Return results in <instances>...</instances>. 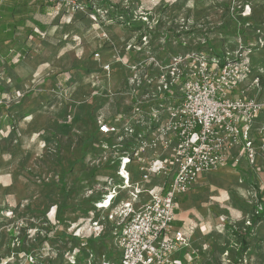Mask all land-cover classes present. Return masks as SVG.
<instances>
[{
  "label": "rangeland",
  "instance_id": "374dc122",
  "mask_svg": "<svg viewBox=\"0 0 264 264\" xmlns=\"http://www.w3.org/2000/svg\"><path fill=\"white\" fill-rule=\"evenodd\" d=\"M83 4L75 12L47 0H0L8 88L0 105V264L112 260L125 202L110 210L99 204L117 184L125 153L113 146L118 134L99 133V124L134 107L132 95L145 100L180 55L212 48L222 56L250 38L259 47L248 56L256 72L264 68V0ZM134 68L140 86L129 82ZM256 97L264 100V83ZM151 105L145 100L142 109L152 112ZM240 165L204 174L180 197L183 225L200 245L186 248L201 249L184 264H230L232 231L245 234L252 212L262 210L264 155ZM249 239L242 264H264V221Z\"/></svg>",
  "mask_w": 264,
  "mask_h": 264
},
{
  "label": "built area",
  "instance_id": "2783aa9c",
  "mask_svg": "<svg viewBox=\"0 0 264 264\" xmlns=\"http://www.w3.org/2000/svg\"><path fill=\"white\" fill-rule=\"evenodd\" d=\"M47 1L75 12L85 7L84 0ZM248 52L229 50L222 61L203 51L180 55L168 71H160L158 85L149 91L145 100L155 103L147 118L143 119L141 108L145 100L136 95L134 114L123 124H99L101 134H118V142L129 138L136 142L124 151L118 170L131 195L122 207L124 226L115 240L121 257L118 264H179L173 255L191 241L183 228L173 226L180 197L191 192L204 174L221 167H240L244 161L253 165L264 155V123L259 126L256 122L264 112V100L245 92L234 94L247 77L255 90H261L264 68L256 72ZM137 69L129 82L140 86ZM182 78L178 95L162 99ZM4 99L0 93V105ZM139 126H146L147 132ZM132 168L140 175L136 182L132 181ZM154 176L164 177L159 191L143 190L142 183ZM116 187L114 184L111 195L99 205H112L120 194ZM143 192L150 197L140 208L134 207ZM94 224L98 229V222Z\"/></svg>",
  "mask_w": 264,
  "mask_h": 264
},
{
  "label": "trees",
  "instance_id": "16d2710c",
  "mask_svg": "<svg viewBox=\"0 0 264 264\" xmlns=\"http://www.w3.org/2000/svg\"><path fill=\"white\" fill-rule=\"evenodd\" d=\"M89 1H92V0H89ZM94 1L104 2V3H107V4H109V2H110V0H94ZM15 5L16 4L10 5V7L9 6L6 7L7 11L13 10ZM105 10L106 11L108 10L107 12L110 13L109 9H105ZM125 14H127V13H125ZM125 14H124V16H125ZM244 40L245 41L242 42V44L240 45L241 46L240 50H242V51H248V50H252V48L255 49V48L259 47V45H258L259 43H256V41H254V40H252L250 38L249 39L245 38ZM247 44L248 45L250 44V46L248 47ZM211 51H212L213 54L210 51H206V50H204L203 52H205L207 54L209 53L210 54L209 55L210 58H213V57L214 58H218L221 61L224 59V55L221 56V54H218L212 48H211ZM1 63H2V61H0V64ZM147 75L150 76L151 74L148 73ZM184 80L185 79L182 78L170 90L165 91V93L162 96V99H163V97L164 98H170L171 96L176 97L178 95L177 89H178L179 85L182 83V81H184ZM5 84L6 83L2 81V76H1V79H0V93H2V94L6 93L8 91V88H7V86ZM175 91H177V92H175ZM131 100H132V104H134V101H136V98L133 97V95H132ZM152 105H153V102H152ZM141 108H143V107H141ZM134 111H135L134 107L131 108V106H130V107H128V109L125 112H123V111L119 112V115L117 117L113 118L110 122L112 123L113 121L116 120V121H118V123L123 124L128 119V117H130V116H132L134 114ZM147 113H149V112L145 111V116L143 117V119L147 118ZM99 133H101L100 130H99ZM113 146L115 148H119L121 151L124 152V151H129V150H131V148L135 147L136 146V142L134 141L133 138H129L127 140L115 143V145H113ZM257 194H258V197H259V199H260V201H261V203L263 205L264 204V191L262 189L260 190V188H259ZM175 212L176 213L179 212V208L178 207L176 208ZM248 221H249V224L247 225L245 234H242V233H240L239 231H236V230L232 231L234 236L237 238V240L235 241V243L228 250L229 251V262H230V264H242L244 262L246 253L251 247V240L249 239V234L252 233L254 227H257L258 225H260L264 221V207L262 208L261 211H259L258 209L254 210L252 212V215L250 216Z\"/></svg>",
  "mask_w": 264,
  "mask_h": 264
},
{
  "label": "crops",
  "instance_id": "0c3cea01",
  "mask_svg": "<svg viewBox=\"0 0 264 264\" xmlns=\"http://www.w3.org/2000/svg\"><path fill=\"white\" fill-rule=\"evenodd\" d=\"M255 63H256V61H255ZM261 68H263V67H261ZM263 83H264V78H262V85H263ZM256 91L257 90H255V88L251 86V78L247 77V78H243L242 79L237 91L234 94L238 95V94H242V92H245L249 97H255L256 96ZM262 117H263V119H262ZM260 118L262 120H260ZM256 122H257V125H259V123H261V122L264 123V112H262L259 115V117L257 118ZM133 172H134L133 173L134 178H133L132 181L136 182V181L140 180V178H139L140 175L137 173V171H135V169H134ZM118 178L116 179V182H117L116 189L120 192V194L114 197V199L112 201V205L110 207H108V210H110L111 207H114V205H116L118 203H122V202L127 203L128 201L131 200V198H130L131 195H129V191H127V189H125L123 187V185H122V179L121 178L118 179ZM161 181L162 180H161V178L159 176H154L151 180L142 183V189L143 190H145V189L153 190L154 192H158L159 188L162 185ZM112 187L111 188L108 187V191H109L110 194L106 193V196H104V198H101V201H103L104 199L107 200V198L111 195L110 191L113 189ZM149 197L150 196H149L148 192H143V194L140 195V198L133 203L134 207L140 208L144 203L147 202ZM179 202H180V200L178 201L177 206H178V208L180 210V206L179 205L181 203L179 204ZM103 205L105 206V204H103ZM104 206H101V207L105 208ZM183 219H184L183 218V211L181 209V211L176 213V218H175L174 222L178 223V226H175V224H173L174 228H176V229L183 228L185 230V232L187 233V235L189 236V239H191V244L193 242L195 245H197V240L198 239H196V236L194 234H191L188 231V229L184 227V225H183L184 223L182 222ZM99 228H100V225H99ZM98 229L95 230V233L97 234V237H99L98 235L100 234ZM122 229H123V227L120 229L119 232L116 233V237H115L114 241L116 240L117 236L122 231ZM115 245H116V241H115ZM197 247H200V245H197ZM186 249L187 248H183V249H181V251H179L175 255H173L174 256L173 259L175 261H177L179 264H184V260L183 259H188L187 260L188 262H191L194 259L197 260L198 257H199V254L201 253V249H199V248H197V249L188 248L187 250ZM182 251H185V254L187 255L186 257H185L184 254H181ZM117 252H118V254H116L115 257L112 260L107 259V257H105V256H102L101 258L98 259V261L96 260V262L94 264H105V263H107V264H118L120 262V258H121L120 257L119 248L117 249ZM85 264H92V263H86L85 262Z\"/></svg>",
  "mask_w": 264,
  "mask_h": 264
}]
</instances>
